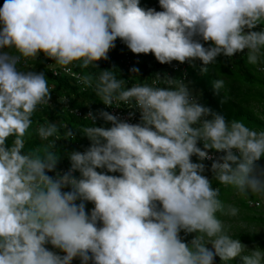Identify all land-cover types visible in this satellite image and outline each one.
Wrapping results in <instances>:
<instances>
[{
	"label": "clouds",
	"instance_id": "1",
	"mask_svg": "<svg viewBox=\"0 0 264 264\" xmlns=\"http://www.w3.org/2000/svg\"><path fill=\"white\" fill-rule=\"evenodd\" d=\"M158 4L161 10L141 0L0 4V264H215L217 257L221 264H264V250L229 234L220 217L238 209L226 207L212 186L215 179L241 196L264 197V130L202 105L181 79L157 76L126 87L112 70L85 74L80 82L105 106L128 104L139 122L90 109L91 125L78 132L90 145L68 153L63 173L57 122L37 125L35 134L50 142L25 151L33 117L50 107L53 91L43 71L20 65L41 53L65 71L98 68L119 38L160 64L194 67L199 60L201 74L220 55L245 54L264 70V0ZM213 87L223 90L224 80ZM97 119L111 126H97ZM63 127L64 139L74 140L77 131ZM204 161H211L212 180Z\"/></svg>",
	"mask_w": 264,
	"mask_h": 264
},
{
	"label": "trees",
	"instance_id": "2",
	"mask_svg": "<svg viewBox=\"0 0 264 264\" xmlns=\"http://www.w3.org/2000/svg\"><path fill=\"white\" fill-rule=\"evenodd\" d=\"M2 2L3 0H0V4ZM157 4L158 0H141L142 7H155L157 10H161ZM205 46L207 47L208 44H205ZM130 55L141 59V62L136 64V67L139 69L138 73H133L121 63L122 59ZM108 57L107 60L97 61L98 68L89 67L84 69L79 66H73V69L76 73H80L82 77L85 74L98 76L103 70H112L118 78L125 80L126 87H130L132 83H150V80L154 76L162 74L165 77L171 70V64H160L152 54H134L124 46L115 45L108 53ZM194 64L195 66H191L189 70V80L194 83L196 88L201 89L199 102L202 105L210 107L217 113L223 114L228 120L240 119L247 126L255 130H264V74L257 69L258 66L248 63L245 54H237L231 58L220 55L214 64L209 65L208 71L204 74L200 72L202 62L196 60ZM20 67L22 70L43 71L48 78L49 85L53 86V92L51 94L54 97L53 105H50V107H42L34 115V124L29 136L26 138L25 151L42 149L46 143L50 142L41 141L35 134L34 129L37 125L45 124L47 121L57 122L62 125L59 137L61 140H57L59 142L56 141V148L54 150L57 154H61L57 171L63 173L70 168L68 153L72 151H84L90 145L87 137L82 136V133L78 132L82 127L90 126L91 122L76 118L74 114L70 113L62 105L59 99L64 96L70 97L73 107L87 109L98 107L101 104L100 98L92 88L79 84L73 75L64 72L58 76L54 75L53 70L48 64V59L44 57L43 53L35 61L29 60L26 63H22ZM173 77H177V74H174ZM218 79H222L225 82L224 89L219 92L213 87L214 82ZM62 122L66 123L68 128L77 131L75 133V139L73 140L74 144H66V139L63 136L66 129L63 127ZM96 125L109 127L110 123L106 124L104 121H99ZM49 175L54 176L55 173H49ZM74 175L78 177L79 173L76 172ZM208 178L212 180V173ZM212 186L213 188H219V198L222 201L226 200L232 194L237 193L232 187L221 185L215 179L212 180ZM65 190L67 191L69 189ZM254 197L255 195H249L246 197L240 196L239 198L242 208L253 213V215L246 214L240 217L242 221L247 223L264 220L257 217L256 213H254L255 211L249 206L248 200ZM90 206L93 207L91 203H88L86 206L87 209ZM181 235L184 236V233L182 232ZM194 235V233L189 234L185 237V240L190 241ZM232 236L240 240H255L264 248V239L255 233H239L232 234ZM76 260L79 259H74L72 264ZM215 264H221L220 260L215 261ZM232 264H241V262L239 259H236Z\"/></svg>",
	"mask_w": 264,
	"mask_h": 264
},
{
	"label": "built area",
	"instance_id": "3",
	"mask_svg": "<svg viewBox=\"0 0 264 264\" xmlns=\"http://www.w3.org/2000/svg\"><path fill=\"white\" fill-rule=\"evenodd\" d=\"M157 5L159 6V4H157ZM115 45L127 47L119 38H117V40L115 42ZM46 59H48V64L50 65V68L53 70L54 75L58 76V75L62 74L63 72L66 73V74H70V75H73V77H75L77 79L79 84L84 85V84H82L80 82L81 79L83 78L82 75L80 73H76V71H74L73 67L70 68V71H65L60 66H58L53 60H51L49 58H46ZM139 62H141V59L139 57H133L132 55L126 56L125 59L121 60V63L123 65H125L129 70L132 67H136V64L139 63ZM191 66H192V64H189L187 62L181 64L179 62L173 61L171 63V70H170L169 74L167 75V77H170L172 79H181L188 85V87H190L189 70H190ZM258 70L264 74V70H262V68L260 66H258ZM174 74L175 75L177 74V77L174 78L173 77ZM157 76H159L160 79H164L166 77V76L163 77L162 74H158V75L154 76L150 80V83L155 81L157 79ZM132 84H134V83H132ZM132 84L130 85V87L132 86ZM64 97H66V96H64ZM67 100H68V103L67 104H63L62 103V105L66 109H68L70 113L74 114V116L76 118H78V119L87 120V121L91 122L90 120L85 118V116L87 115L88 111L91 109L93 112H96L97 110H101L102 109V110L108 111L111 114H115V115L119 116L121 119H128L129 122H131V123L139 122V112H138V110L129 109L130 105H128V104L120 103L119 104L120 107L117 108L115 106L107 107L101 102V104L98 107H96V108L83 109V108H79V107H73L72 104H71L70 97H67ZM49 103H50V105L54 104V97L52 96V94H51V100H50ZM133 111L136 112V115L134 117H132L131 119H129V113L133 112ZM99 121H103V120L102 119H97L96 123H98ZM62 124L66 125V123H64V122H62ZM69 139H74V138L70 137ZM66 144H69V145L70 144H74V141L73 140H66ZM199 146L202 147V144L199 145ZM81 152H83V150H81ZM210 154H212V155H220L219 153H214V152H210ZM192 159H193L194 162H196V157H193ZM204 163L207 165V168H206V171H205L204 175L209 177L211 175V171H210L211 161H204ZM251 204L252 205L253 204L259 205L260 203L259 202H252ZM47 247L50 250H55V249H52L51 245H47ZM55 251H58V250H55ZM79 263H80V261L76 260V261H74L73 264H79Z\"/></svg>",
	"mask_w": 264,
	"mask_h": 264
},
{
	"label": "rangeland",
	"instance_id": "4",
	"mask_svg": "<svg viewBox=\"0 0 264 264\" xmlns=\"http://www.w3.org/2000/svg\"><path fill=\"white\" fill-rule=\"evenodd\" d=\"M31 61H33V60H31ZM50 87L53 88V86H50ZM190 87H191L190 90L192 91L194 96L197 97L198 102H199V98L201 96V89L196 88L194 83H192L191 81H190ZM57 142H59V141H57ZM258 164L261 166H264V159L259 161ZM240 196L241 195L237 192L235 194H232L226 200L223 201L226 207L231 205V206H234L238 209V213L234 217H232V216H222L221 217V219L225 223V227L229 230L230 235L239 234V233L244 234V233L250 232V233L257 234L264 239V220H262L260 222H252V223L248 222L247 223V222L242 221L240 219L241 216H244L246 214L253 215L252 212L247 211V210L242 208V206L240 205V202H239ZM252 202H259L260 204L259 205H256V204L252 205L251 204ZM248 203H249V206L255 211L254 213H256L257 217L264 219V197L259 196V195H255V197L253 199L250 198L248 200ZM91 208L92 207L90 206L88 210H90ZM241 241H242V243L246 244L250 249L254 248V247H259L261 250H264V248L255 240H250V241L241 240ZM215 261H219V257H217Z\"/></svg>",
	"mask_w": 264,
	"mask_h": 264
},
{
	"label": "crops",
	"instance_id": "5",
	"mask_svg": "<svg viewBox=\"0 0 264 264\" xmlns=\"http://www.w3.org/2000/svg\"><path fill=\"white\" fill-rule=\"evenodd\" d=\"M257 69H258V67H257ZM200 103V102H199Z\"/></svg>",
	"mask_w": 264,
	"mask_h": 264
}]
</instances>
